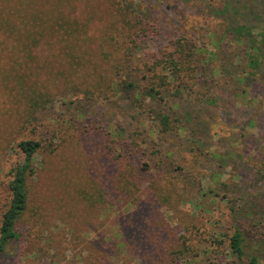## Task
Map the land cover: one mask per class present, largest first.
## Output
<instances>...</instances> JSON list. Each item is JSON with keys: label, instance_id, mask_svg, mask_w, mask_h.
I'll return each instance as SVG.
<instances>
[{"label": "rangeland", "instance_id": "1", "mask_svg": "<svg viewBox=\"0 0 264 264\" xmlns=\"http://www.w3.org/2000/svg\"><path fill=\"white\" fill-rule=\"evenodd\" d=\"M183 33L213 54L211 89L153 103L139 93L145 64ZM260 50L264 0H0V221L19 143H41L0 264H237L235 229L243 261L264 258ZM152 109L175 128L162 132Z\"/></svg>", "mask_w": 264, "mask_h": 264}, {"label": "trees", "instance_id": "2", "mask_svg": "<svg viewBox=\"0 0 264 264\" xmlns=\"http://www.w3.org/2000/svg\"><path fill=\"white\" fill-rule=\"evenodd\" d=\"M70 23H63L59 28L64 33H78V28L74 27L73 29ZM140 30L139 28L136 34L140 33ZM187 37L183 33L167 49L159 53L156 58L145 64V71L148 75L146 78L150 83L149 86L143 88L142 93L139 92L145 99L159 104L165 102L169 97H177L184 93H187L188 96H191L194 91L199 94L209 93L211 88L206 87V84L210 81L209 77H211L210 74L213 71L210 70L211 63L209 62L213 54L207 57L204 48L194 43L190 37ZM135 40L128 41V45L127 43L126 46L124 45L122 50L123 54L120 60L115 61V66L113 67L117 71L123 67L125 59L131 58L134 49L139 45L138 40ZM37 42L38 38L36 37L30 40L32 45H36ZM255 53L252 50L248 54H245L241 61L249 59L250 62H253L251 57ZM56 63H61V59H57ZM219 71H221V68ZM59 81H64L62 74ZM125 87L132 91L138 89L131 82L125 84ZM49 97L44 92L32 94L26 106L27 113L34 115L35 111ZM151 111L155 114L158 127L162 132L172 131L175 128L173 121H179L176 118L171 121L170 115L168 114L155 111L154 109ZM19 148L24 156L22 162L12 169L11 179L8 183L9 201L2 213L0 221V254L3 253L9 242L15 241L18 238L16 225L26 212L29 202L27 178L34 173L33 158L35 153L41 148V143L37 140L29 139L21 141ZM209 193L211 192L209 191ZM218 194L219 192L214 193L216 196ZM228 240L230 256L235 257L237 264H264V258L260 257V254L251 255L246 262L243 261L247 254V245L241 230L235 229Z\"/></svg>", "mask_w": 264, "mask_h": 264}]
</instances>
